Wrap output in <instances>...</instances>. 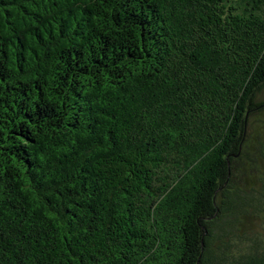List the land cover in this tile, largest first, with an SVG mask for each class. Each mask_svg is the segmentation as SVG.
Instances as JSON below:
<instances>
[{
  "label": "trees",
  "instance_id": "16d2710c",
  "mask_svg": "<svg viewBox=\"0 0 264 264\" xmlns=\"http://www.w3.org/2000/svg\"><path fill=\"white\" fill-rule=\"evenodd\" d=\"M263 90L264 0H0V264H221Z\"/></svg>",
  "mask_w": 264,
  "mask_h": 264
},
{
  "label": "rangeland",
  "instance_id": "374dc122",
  "mask_svg": "<svg viewBox=\"0 0 264 264\" xmlns=\"http://www.w3.org/2000/svg\"><path fill=\"white\" fill-rule=\"evenodd\" d=\"M258 99L264 100V90ZM244 151L246 158L238 163L239 171L235 178L238 190L232 200L237 206L250 202L251 205L240 209L236 215L237 222L224 224V229L232 233L214 243L221 264H234L252 247L259 252L264 248V112L252 119L249 143Z\"/></svg>",
  "mask_w": 264,
  "mask_h": 264
}]
</instances>
